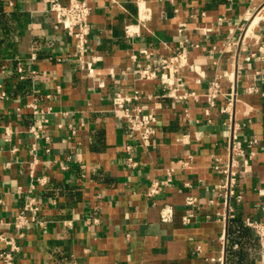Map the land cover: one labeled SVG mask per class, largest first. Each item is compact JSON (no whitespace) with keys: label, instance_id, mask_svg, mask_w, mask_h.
<instances>
[{"label":"crops","instance_id":"crops-1","mask_svg":"<svg viewBox=\"0 0 264 264\" xmlns=\"http://www.w3.org/2000/svg\"><path fill=\"white\" fill-rule=\"evenodd\" d=\"M11 1L0 0V250L4 236L17 264H261L247 220L263 219L264 0H89L92 70L50 0ZM176 52L187 64L165 84L156 61ZM135 91L152 96L147 146L113 111L115 92ZM231 163L233 194L221 187ZM27 194L44 223L21 235Z\"/></svg>","mask_w":264,"mask_h":264},{"label":"built area","instance_id":"built-area-1","mask_svg":"<svg viewBox=\"0 0 264 264\" xmlns=\"http://www.w3.org/2000/svg\"><path fill=\"white\" fill-rule=\"evenodd\" d=\"M174 2L175 0H168ZM139 3L140 0H137ZM9 3H12L9 0ZM50 10L55 14L57 22L67 31L68 34L76 38V48L78 52V59L81 67H87L92 70V62L85 59L88 53V41L91 33V5L89 0H69L67 4L62 3L60 0H50ZM126 31L129 33L130 29L127 26ZM255 56L251 53L247 59ZM157 65L162 68L160 74L162 82L165 84H172L168 71H179L187 64L186 56L183 52H176L170 58H162L156 61ZM23 67L19 66L18 71L23 72ZM141 77L153 78L157 76V72L151 67H144L139 70ZM180 78L178 79V81ZM213 92L209 93V101L213 102L217 88L219 87V80L216 79L212 82ZM151 95H143L139 91L132 94H124L122 92H115L112 96L113 111L116 115L121 116L127 120L128 126L131 130L138 133L143 145L147 146L151 143L156 134L155 122L156 116L152 111H147L144 102L150 99ZM35 114L44 113L45 109L41 108L37 102L31 104ZM47 119L42 118L39 122L33 124L30 130L36 135L40 136ZM236 138V137H235ZM241 149L239 141L233 144V150ZM132 164L135 162L132 160ZM227 176L222 182L221 187L229 194L234 193V188L237 183V172L234 169V164L231 163L224 168ZM170 178L164 180H155L149 186L147 194L154 196L160 192L162 187L169 182ZM262 194L264 192H261ZM188 202H193L192 198H188ZM40 204L35 195L27 194L23 207L16 217L15 225L21 230L23 234L24 228L28 224L39 223L43 224L40 219ZM162 220L167 221L172 217V208L166 207L161 214ZM248 224L253 226L260 239L261 248V264H264V206H263V219L248 218ZM2 240L7 244V247L0 250V264H17L16 253L19 251V243L14 238H6L2 236Z\"/></svg>","mask_w":264,"mask_h":264}]
</instances>
